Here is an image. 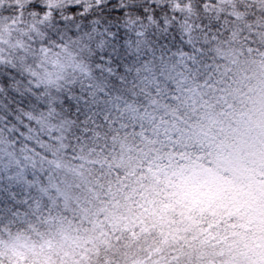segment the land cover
Wrapping results in <instances>:
<instances>
[{"label": "snow or ice", "instance_id": "obj_1", "mask_svg": "<svg viewBox=\"0 0 264 264\" xmlns=\"http://www.w3.org/2000/svg\"><path fill=\"white\" fill-rule=\"evenodd\" d=\"M0 264H264V0H0Z\"/></svg>", "mask_w": 264, "mask_h": 264}]
</instances>
